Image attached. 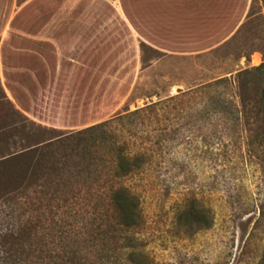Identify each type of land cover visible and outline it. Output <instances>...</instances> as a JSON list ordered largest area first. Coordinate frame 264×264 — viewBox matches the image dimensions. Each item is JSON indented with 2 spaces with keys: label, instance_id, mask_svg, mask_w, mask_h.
I'll list each match as a JSON object with an SVG mask.
<instances>
[{
  "label": "rangeland",
  "instance_id": "1",
  "mask_svg": "<svg viewBox=\"0 0 264 264\" xmlns=\"http://www.w3.org/2000/svg\"><path fill=\"white\" fill-rule=\"evenodd\" d=\"M230 5L228 0L227 21ZM250 6L251 22L242 27ZM136 54L129 91L106 119L105 130L110 146L118 143L125 153L142 156L139 172L122 181L139 199L143 259L147 264H260L264 135L258 139L252 133L260 127L259 133L264 132V122L254 118L252 103L245 104L246 115L242 112L236 74L264 62L262 1L242 0L236 29L209 50L172 54L139 43ZM121 86L115 84L116 92ZM11 102L0 82V158L32 140L59 133L45 130L51 127L36 123ZM109 151L99 149L96 156ZM26 194L25 204L0 199V231L27 220L33 226L41 219L39 209L32 210L33 187ZM189 205L201 212V229L192 231L182 225L180 212ZM49 210L45 229L55 237L61 230L54 227L55 209ZM59 214L61 223L70 227V218L62 211ZM68 231L66 239L71 240L73 232ZM5 248V242H0V264H8ZM69 256L72 260L62 264H88L74 260L71 252Z\"/></svg>",
  "mask_w": 264,
  "mask_h": 264
},
{
  "label": "crops",
  "instance_id": "2",
  "mask_svg": "<svg viewBox=\"0 0 264 264\" xmlns=\"http://www.w3.org/2000/svg\"><path fill=\"white\" fill-rule=\"evenodd\" d=\"M227 2L0 0V82L36 123L77 130L102 122L129 91L139 43L172 54L209 50L242 17V0H229L227 21Z\"/></svg>",
  "mask_w": 264,
  "mask_h": 264
},
{
  "label": "trees",
  "instance_id": "3",
  "mask_svg": "<svg viewBox=\"0 0 264 264\" xmlns=\"http://www.w3.org/2000/svg\"><path fill=\"white\" fill-rule=\"evenodd\" d=\"M261 1L264 5V0ZM251 9L252 6L242 27L250 24ZM236 75L242 112L246 115L248 104H245L252 103L254 118L262 124L264 62ZM240 114L237 109L239 119ZM107 123L108 120H104L69 131L45 129L59 133L32 140L20 149L15 145L17 150L0 158V199L25 204L29 200L26 190L33 187L35 208L32 210L39 209L41 213V219L35 218L33 226V221L27 220L24 225L0 231V242L6 245V263L62 264L65 260H72L71 252L74 260L87 261L88 264H147L138 236L142 223L139 199L122 181V178L139 172L143 165L142 156L125 153L117 147L118 143L110 146L105 130ZM260 129L252 133L258 139L264 135L262 131L259 133ZM106 147L110 151L97 157L98 150ZM49 208L50 212L55 209L52 215L55 218L57 214V223L54 222V227L61 230L55 237L45 229V213ZM59 211L70 218V227L61 223ZM180 214L182 225L189 230L202 228L201 212L192 205ZM65 229L69 230L68 233L73 232L71 240L66 239ZM260 264H264V253Z\"/></svg>",
  "mask_w": 264,
  "mask_h": 264
}]
</instances>
